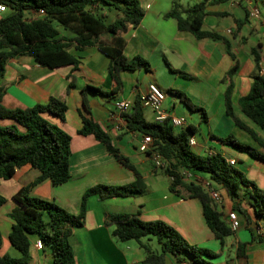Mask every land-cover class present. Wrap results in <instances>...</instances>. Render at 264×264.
<instances>
[{
	"label": "crops",
	"instance_id": "1",
	"mask_svg": "<svg viewBox=\"0 0 264 264\" xmlns=\"http://www.w3.org/2000/svg\"><path fill=\"white\" fill-rule=\"evenodd\" d=\"M174 1L140 0L145 15L139 25L130 26L123 33L127 40L124 52L128 58L136 55L147 58L151 70L123 71L124 88L119 93L90 92V112L83 110L82 88L89 84L110 91L114 87L109 72L110 58L97 45L77 48L73 43L70 46V52L80 58L77 67L64 65L50 68L26 55L12 58L6 64L0 89V101L4 106L25 108L46 104L51 96L63 99L68 105L64 120L49 113H45V116L72 135L70 178L61 184L45 179L32 188L33 196L54 200L67 211L79 214L83 195L90 187L100 183L123 185L136 181L135 172L118 161L93 134L79 133L83 124L82 112L109 132L115 145L136 165L146 183L144 192L129 196H89L84 223L74 226L69 238L77 264H144L146 252L136 240H119L113 234L114 226L107 220L111 213H138L147 221L164 220L176 227L191 244L214 251L216 257L212 260L219 264H264V218L256 216L252 207L253 199L248 193L251 187H242L239 198L249 219L236 208V202L224 190H219L222 200L218 206L223 218L229 221V212L235 210L240 219V226L226 237L222 245L206 222L200 199L172 192L169 187L171 178L162 168L155 166L152 155L140 149L144 135L129 130L125 122L115 116L117 100H135L150 84L158 85L166 93L170 87L181 89L195 104L204 107L208 114L207 120H202L198 112L192 111L178 97L168 100L166 96L163 102L167 113L187 119L186 126L193 125L198 129L205 122V129L200 128L203 139L199 141L194 134L197 143L191 146L193 150L198 148L196 152L200 154L220 152L228 160L235 159V166L240 161L238 169L264 190V159L221 140L234 134L264 155V146L234 123L225 106V91L231 84L236 114L253 127L264 141V130L241 110L239 104L240 98L249 93L252 86L256 63L251 49L258 43H262L264 67V0H226L208 6L211 14L204 18V29L226 36L237 54L239 69L231 78L228 77V71L234 66L235 60L227 52L226 43L211 38L197 39L190 32L180 31L178 20L168 16ZM177 1L183 7H189L202 0ZM104 15L109 23L115 20L118 13L105 9ZM58 28L61 35L72 36L70 30ZM159 69H169L167 74H170L171 81L165 82L151 75ZM71 73L75 75L76 85L69 89ZM145 116L155 121L156 113L148 108ZM234 148L244 155L235 156ZM40 174L38 168L27 164L20 167L12 178L0 182V193L7 199L0 207L2 255L21 256L9 239L14 223L11 213L19 205L14 196ZM196 174L208 179L204 173ZM38 239L37 236L33 237L29 264H52L51 248L47 245L36 247ZM240 243H245L244 256L239 254ZM152 244L154 248L158 247L155 239ZM188 260L178 261L173 254H167L165 264H190Z\"/></svg>",
	"mask_w": 264,
	"mask_h": 264
},
{
	"label": "trees",
	"instance_id": "2",
	"mask_svg": "<svg viewBox=\"0 0 264 264\" xmlns=\"http://www.w3.org/2000/svg\"><path fill=\"white\" fill-rule=\"evenodd\" d=\"M226 0H202L189 7H183L174 1L168 16L178 20L180 31L192 33L197 39L211 38L223 40L227 52L235 60L228 71L232 77L239 69L236 52L229 39L223 34L204 29V18L211 14L208 6ZM8 9L0 18V89L7 62L18 56H32L43 66L57 68L64 65L77 67L80 58L70 52L75 43L77 48L97 45L110 58L109 72L114 82L110 91L101 87L86 85L82 88L83 110L90 112L88 94H116L123 90V71L145 69L151 70L150 61L142 55L128 58L124 50L127 40L123 33L130 26H137L145 15L140 0H0ZM115 10L118 15L112 22H107L104 10ZM40 10L45 13L39 14ZM227 15L228 13H212ZM62 28L72 32V36L61 35ZM107 36L103 38L102 36ZM262 43L251 49L256 63L252 76V86L239 100L241 110L264 130V67L262 65ZM68 88L75 87V75H69ZM167 92L178 97L192 111L198 112L202 120L208 114L204 107L195 104L187 93L181 89L168 88ZM231 84L225 91V106L234 123L250 134L262 146L264 141L257 131L241 119L235 112L231 97ZM68 111L67 103L51 96L46 104L31 107L9 108L0 101V182L12 178L16 171L27 164L38 168L41 174L30 184L22 187L14 196L18 206L11 213L14 220L9 236L11 244L21 252L20 257L0 254V264H29L33 246V237L43 240L51 248L52 264H77L70 235L74 226L84 223L87 201L90 195L98 194L101 198L112 196H129L146 190L143 175L131 159L125 155L113 141L112 136L97 121L82 112L83 124L81 134H93L108 151L124 166L135 172L137 179L123 185L96 184L83 195L79 214H73L54 200H48L31 194L32 188L51 179L54 184H61L70 178V157L72 135L60 125L45 116L49 113L62 120ZM124 122L129 130L138 131L153 139L152 149L160 153L165 166L161 167L170 180V190L180 196L199 198L208 226L221 244L226 237L234 233L230 222L226 221L217 203L210 196L198 179L188 178L187 173L200 172L224 190L236 202V208L248 217L239 201L242 187H251L248 191L253 199L252 207L256 216L264 218V190L246 174L230 164L220 152L200 154L193 150L189 141L197 129L193 125L176 128L170 120L164 122L150 121L144 113L140 95L133 106L123 113ZM221 140L249 154L264 159L252 145L239 140L234 134ZM151 154V151H148ZM0 193V207L6 202ZM249 219V217H248ZM108 223L114 226L113 234L119 240H136L146 252L144 264H165L167 254H173L178 261L189 259L190 264H219L212 258L216 253L207 247L191 244L187 238L172 224L164 220L147 221L138 213H111ZM156 239L158 247L154 248L152 240ZM0 230V248L2 246ZM245 243L239 244V254L244 256ZM185 254L186 257L182 255Z\"/></svg>",
	"mask_w": 264,
	"mask_h": 264
},
{
	"label": "built area",
	"instance_id": "3",
	"mask_svg": "<svg viewBox=\"0 0 264 264\" xmlns=\"http://www.w3.org/2000/svg\"><path fill=\"white\" fill-rule=\"evenodd\" d=\"M7 9H8V7L6 6V4L0 2V18L3 16L4 12ZM254 12H257V10H255ZM38 13L43 14V13H45V11L40 10ZM262 71H264V70H262ZM140 98H141V102H142V105L144 106V108L147 107V108H150L153 111H155V113H156L155 120L156 121L164 122L166 120H170V122L174 126H178V127L179 126L183 127V126L187 125V119L185 117L177 116V115H174L171 113H167L164 110L163 102L166 99V91H164L158 85L150 84L149 87L147 88V90H145L144 92H142L140 94ZM133 103H134V100H130V99H126V98H122V99L117 100L115 103V106H116L115 116L117 118H119L122 122H124L123 113L128 112L131 109V107L133 106ZM152 142H153V139L151 136H149V135L144 136V140H143L142 145L140 146V149L142 151H145V152L151 151L152 153L150 155H152V157L155 161L154 162L155 166L160 167V168L164 167L165 166L164 159L160 153H158L152 149ZM189 143L191 146H193L197 143L194 136H192L190 138ZM229 162L232 165L236 164L235 159H230ZM187 174H188L187 175L188 178H195V179H198L200 181V183L203 185V187L208 190V192L210 193V196L217 203V205L221 202V200H222L221 192L219 191L218 187H216V185H214L209 179L204 178V177H200L197 174H194L192 172H188ZM228 219H229L231 227L234 230L240 226V219H239L238 214L235 210H232L229 212ZM36 247H38V248L44 247V242L42 239H38L36 241Z\"/></svg>",
	"mask_w": 264,
	"mask_h": 264
},
{
	"label": "rangeland",
	"instance_id": "4",
	"mask_svg": "<svg viewBox=\"0 0 264 264\" xmlns=\"http://www.w3.org/2000/svg\"><path fill=\"white\" fill-rule=\"evenodd\" d=\"M55 25L57 26V27H61L60 25H59V23H57V22H55ZM167 73H169V69L168 70H161V69H159L158 71H154L153 72V74H151V75H153V76H155V77H159V79H162V80H164L165 82H167L168 80L169 81H171V77H170V74H167ZM163 88H166V87H164L163 86ZM166 96H167V99L168 100H172V99H174L176 96H173L172 94H170V93H166ZM148 111V108H145L144 109V112L146 113ZM188 118H190V117H188ZM177 129L178 128H181L180 126L178 127V126H175ZM203 128V129H205V127H206V124H205V122H202V126H198V131L195 133V137H196V139H198L199 141L200 140H202L203 139V133H201V131H200V128ZM241 140V139H240ZM195 148V147H194ZM195 150L196 151H198V148H195ZM234 152V155L235 156H237V157H241L242 155H244V153L243 152H241V151H238L237 149H235L234 148V150H233ZM237 166V168H238V166L240 167L241 166V163H240V161L238 162V164L236 165ZM235 166V167H236ZM165 175V174H164ZM155 244H157V240L155 239ZM183 257H186V255L185 254H183L182 255Z\"/></svg>",
	"mask_w": 264,
	"mask_h": 264
}]
</instances>
